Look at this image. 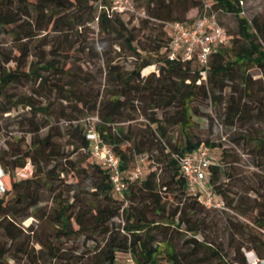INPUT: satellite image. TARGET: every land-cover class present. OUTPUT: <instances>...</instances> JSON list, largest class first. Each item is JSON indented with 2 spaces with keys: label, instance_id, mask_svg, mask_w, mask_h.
I'll use <instances>...</instances> for the list:
<instances>
[{
  "label": "trees",
  "instance_id": "16d2710c",
  "mask_svg": "<svg viewBox=\"0 0 264 264\" xmlns=\"http://www.w3.org/2000/svg\"><path fill=\"white\" fill-rule=\"evenodd\" d=\"M141 1L138 4L145 17L139 18L140 27H146L150 20L160 22L158 27L151 28L155 31L150 40L152 45L140 40L139 28L127 27L123 16H131L107 14L98 8L97 0H0V33L10 36L16 50L15 55L0 51V97L7 100L0 106V112L18 105L27 107L28 115L20 122L23 132L30 135L23 148L17 144L14 150L9 146L8 152L0 153V167L4 170L0 264H8L13 246L27 253L23 245L29 239L40 246L39 264H115L117 252L130 253L136 264H183L187 258L191 264L214 259L221 264H247L243 248H252L264 257L261 232L264 175L255 173L239 194L228 184L217 183L221 173L229 176L222 169V164H230L227 149L222 142L215 143L195 133L192 119L198 115L197 101L216 103L221 94L218 92L230 86L234 93L227 98L226 124L240 128L235 133L236 144H253L255 155L264 158V132L252 136L248 133L251 129L243 124L252 116L249 101L257 107L253 116L264 122L260 108L264 100V12L249 18L239 14L237 0H205L213 9L235 15L238 24L233 37L226 30L229 45L211 54L202 78L198 64L192 59L167 57L164 23L191 22L201 13L205 2L145 0L142 5ZM193 8L195 13L186 17ZM93 20L97 36L92 44L69 41L67 35L78 34V28ZM218 20L222 24L219 17ZM41 32H51L53 38L44 41L42 35L36 40L39 47L30 51L26 40ZM43 46L49 47L44 51ZM115 49L126 51L133 58L130 70H124L118 63L113 55ZM142 51L149 55L142 56ZM84 56L100 62L94 74L83 67L87 61ZM151 59L159 63L156 72L139 75L140 70L152 63ZM9 61L13 66L4 65ZM253 66L261 71L258 79L247 73ZM256 82H259L257 92L253 89ZM15 85L26 86L29 92L14 95L9 89ZM157 109L161 111L160 117L154 113ZM135 112L143 117V122H130ZM85 116L95 117L91 128L80 121ZM60 119L64 122L62 126L58 124ZM171 126L177 127V138L168 134ZM44 128L45 132L40 134ZM88 131L95 132L117 157L125 183L124 199L114 196L107 171L92 162ZM218 145L220 163L210 165L209 183L227 208L235 209L251 222L230 221L233 229L227 242L228 251L215 238L196 236L202 226L211 222L208 210H222L206 208L187 193L177 164L181 154L194 152L201 146L210 149ZM152 151L156 152L155 162L162 165L159 168L162 176L153 170L144 177L129 179L134 156L149 153L151 157ZM26 162L31 165V173L20 177L18 170ZM70 173L74 179L60 188V175ZM43 187L56 196V207L39 214ZM62 190L69 194L65 199L58 198ZM162 190L177 192L185 198L172 205L163 199ZM250 192L255 196L251 197ZM42 215L52 222L53 229L37 238L33 226L23 227L21 221ZM79 237H83L84 244L92 243L81 253L68 254L60 242ZM230 250L234 252V263L226 258Z\"/></svg>",
  "mask_w": 264,
  "mask_h": 264
},
{
  "label": "rangeland",
  "instance_id": "374dc122",
  "mask_svg": "<svg viewBox=\"0 0 264 264\" xmlns=\"http://www.w3.org/2000/svg\"><path fill=\"white\" fill-rule=\"evenodd\" d=\"M205 2V0H202ZM244 4V10L247 17L252 18L255 15H260L264 12V0H243ZM141 4H145V0L141 1ZM195 13V8L190 9L186 17H189L190 15H193ZM218 17L220 21L222 22V25L224 28L228 31V33L233 37L234 33L237 29L238 19L235 15H231L228 13H218ZM140 17H128L123 16V20L126 22L127 27L133 26L135 28L140 29V40H144L146 45H152L150 40L153 38V34L155 33L154 30H151L152 26H155L153 28L158 27V24L160 25L159 21L150 20V23L144 28H141V24L139 22ZM78 34H75L74 32L67 35L69 38V41L72 43H81L82 45L86 44H92L93 41L96 39V32L97 28L95 25L94 20L90 23H88V26L84 28H78L77 29ZM42 35H44V41L49 40L50 38H53V34L51 32H47L46 34L44 32L37 33L34 38L26 40V44L28 45L30 51L37 49L39 47V44L36 42L37 39H39ZM70 36V37H69ZM227 44L226 46H228ZM44 51L49 46H43ZM0 51L4 53H9L10 55H15L16 50L14 47V42L11 40L9 35L0 33ZM118 49H115V52H113V55H115L116 59H118V63L123 67L124 70H130L134 65V60L131 56L127 55L126 51H118ZM141 55L147 56L146 52H141ZM30 56L29 58H31ZM45 57H47L45 55ZM87 61L84 62L83 67L91 74H94L97 70L96 67L101 66L100 62L94 57L86 58ZM152 63L140 70L139 75H144L147 72H156L159 63L152 60ZM13 62L9 61L8 63L4 64L6 66H13ZM247 73H249L252 77V79H258L261 76V71L257 66H253L247 70ZM100 83H102V78H100ZM253 89L255 92L259 89V82H256L253 84ZM9 92L13 93L14 95H18L21 93H28V89L26 86H12L11 89H9ZM219 94V99L216 103L211 102L210 100L196 102L197 109H198V115H193L192 119L195 122L194 130L195 133H197L200 137H208L210 141L222 142V147H226L227 149V159L229 160L230 164H222L223 171H226L229 176L226 174L221 173L220 179L217 183H223L228 184V186L231 187L233 191H241L242 186L244 183H247L248 180L252 179V176L254 174H260L264 175V158H259L257 155H255V151L253 148V144L250 145H238L235 143L234 138L237 134H235L237 131H239V127L236 125L228 126L226 124V119H224V111L227 103V98L232 92V89L230 86L226 87L222 92ZM236 95V93H235ZM258 95H262L259 93ZM263 97V96H262ZM7 103V100L0 97V106ZM63 103V102H62ZM248 105L251 109V115L248 117V119L243 122L245 126L249 127L251 129L250 135L255 136L259 135L262 132H264V122L258 121L256 117L253 116L255 113L257 107L254 102L249 101ZM55 106H58V101L55 102ZM262 109V112H264V100L260 107ZM155 115L157 117L161 116V111L159 109L155 110ZM27 107H22L20 105L16 107H12L9 109V111L1 113L0 112V153L2 151H9V146H12L13 150L17 147V144H19L20 147H24V145L28 144L30 141V135L28 133H24L23 129L24 126L21 124L20 121H23V117H27ZM264 116V114H262ZM134 120H131L132 123H138L143 122L144 119L141 115L138 114V112L134 113ZM36 118H40V116H36ZM95 120L94 116H85L80 121H85V127L91 128V123ZM251 121H258V122H252ZM127 122H124L123 125H126ZM58 124L62 126L64 124L63 120L60 119L58 121ZM140 125V124H139ZM45 132V128L40 130V134H43ZM168 134L174 139L177 138L178 132L176 126L168 127ZM21 138L23 139L22 142L16 143V139ZM66 149V148H65ZM210 156L211 161L213 163H220V152H221V146H216L214 148H210ZM149 153L145 154L147 157L142 162L139 163L140 170L142 171V177H144L147 173L150 171H157V174L159 177L162 176L161 170L159 168L162 166L161 163H157L154 160V155L156 154L155 151L151 152V157L148 155ZM26 166V168L24 167ZM20 171L22 175H18L20 177H27L31 173V165L30 163L26 162ZM255 174V175H256ZM60 177H62V181H59V187L63 188L64 183H70L74 176L71 175V173L67 176H64V174H61ZM41 194V201L39 202V206H41L40 213H46L51 212L53 207H56L55 197L54 194L47 188L43 187V189L40 192ZM239 194V192H238ZM69 195L65 190H62L59 194L58 198L65 199ZM161 195H164V200L168 201V203H171L172 205H176L178 200L184 199L185 195L180 196L177 194V192H173L171 190H162ZM251 197H254L255 194L253 192H250ZM236 199V197H235ZM209 211V219L211 218L210 223H206L205 226H202L200 229V232L196 234V236L199 239H202L203 236H207L209 239H216L218 242H222L224 245V251H228L227 248V242L230 235V231L232 228V222H240L241 224L251 223L246 216L241 215L238 213L235 209L228 208L227 210L222 211H214V210H208ZM120 218H116V221H120ZM52 222L47 219L45 216H41L38 219H35L32 216H29L21 221V225L23 227H27L28 225L33 226V229H35V232L33 235H35L37 238L44 237L47 234H49L52 229L53 225ZM250 226V225H249ZM256 230L255 228H253ZM188 235V234H187ZM238 235L235 237L237 238ZM92 242L87 241L85 244L83 243V237H79L76 239H63L60 244L62 247L67 249V253H81L83 250L87 249V245ZM24 247H26L27 253H23L21 251L16 250V247H11V250L9 252L10 257L8 258V264H39L41 260V254L39 253L40 246L37 243H34L32 240L24 241ZM234 255L233 250H230V254L226 256L227 260L231 263H234L232 261V257ZM126 256V253L123 252H117L115 256V264H124L123 260ZM187 258L183 264H191L190 259ZM202 264H221L216 259L205 262Z\"/></svg>",
  "mask_w": 264,
  "mask_h": 264
},
{
  "label": "built area",
  "instance_id": "2783aa9c",
  "mask_svg": "<svg viewBox=\"0 0 264 264\" xmlns=\"http://www.w3.org/2000/svg\"><path fill=\"white\" fill-rule=\"evenodd\" d=\"M104 1L97 0L98 8H103L107 14L145 17L143 8L138 4L139 0H108L107 5ZM237 1L240 7L239 14L246 17L244 1ZM218 12L205 2L201 13L191 22H165L164 27L168 36L167 57L180 61L192 59L198 64L201 77L205 78L211 54L229 41L226 29L218 20ZM86 137L89 139V154L92 162L107 171L114 196L119 200L124 199L125 183L123 173L118 167L117 157L95 132L88 131ZM209 151L208 147L201 146L194 152L181 154L177 158L178 171L185 180L187 193L195 197L204 207L227 210L224 200L215 193L209 183V167L213 163ZM144 159H146L145 155L134 156L128 173L129 179L142 177L139 163ZM19 174L22 175L20 171H18ZM3 175L4 170L0 167V195L4 191ZM261 232L264 235V230ZM242 250L247 264H264V257L259 256L254 249L243 248ZM123 263L136 264L130 253H126Z\"/></svg>",
  "mask_w": 264,
  "mask_h": 264
}]
</instances>
